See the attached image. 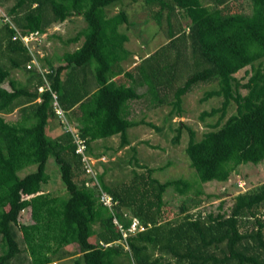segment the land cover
<instances>
[{"label":"trees","instance_id":"obj_1","mask_svg":"<svg viewBox=\"0 0 264 264\" xmlns=\"http://www.w3.org/2000/svg\"><path fill=\"white\" fill-rule=\"evenodd\" d=\"M8 1L0 0V8ZM126 1L14 0L2 8L0 57L7 56L11 67L0 62V264H17L15 259L23 263L22 251L28 254V264H52L66 256L69 246L76 255L73 264H120L121 258L129 264H264V182L236 194L229 208L220 201L216 211L193 215L182 205L184 214L177 220L165 219L163 199L170 186L185 195L196 183L197 196L203 183L227 181L240 164L264 160V0H250V13L232 11L230 0H211V7L201 0H145L158 5L154 14L158 22L165 15L168 39L134 70L122 66L133 52L124 47L128 36L120 30L122 23L133 21L123 8L108 12ZM175 12L186 18L184 26L177 23V30L172 24ZM73 15H81L87 24L68 42L83 40L58 64L46 57L42 63V57L19 38L45 33L51 24ZM91 62L93 87L82 95L70 93L69 76ZM11 69L24 70L32 86L13 78ZM242 69L250 73L244 83L236 76ZM119 76L129 80L119 81ZM207 83L216 86L202 99L216 96L222 102L201 113V118L219 115L200 139L187 128L185 151L198 175L195 183L184 178L161 182L152 176L153 168H145L114 185L98 174L96 184L94 178L82 176L81 155L71 133L47 134L51 122L61 124L54 110L56 100L67 118L75 119L71 124L85 139L87 152L98 157L91 148L94 140L119 135V147L130 144L128 128L139 122L129 118V101L149 94L159 104L171 94V114L180 115L183 95ZM232 102L236 111L225 118ZM15 107L21 117L6 120L4 115ZM180 134L179 127L174 141ZM51 158L68 196L41 189ZM30 165L35 171L20 177ZM101 191L116 201L111 208L100 200ZM27 208L32 222L19 224V214ZM133 218L143 229L124 237L118 224L126 230Z\"/></svg>","mask_w":264,"mask_h":264},{"label":"rangeland","instance_id":"obj_2","mask_svg":"<svg viewBox=\"0 0 264 264\" xmlns=\"http://www.w3.org/2000/svg\"><path fill=\"white\" fill-rule=\"evenodd\" d=\"M14 0H9L2 8L6 9ZM201 2L211 7V0H201ZM144 3V4H143ZM229 7L232 11L243 13H250L252 10L250 0H230ZM0 8V15L4 14L3 9ZM119 8H123L129 14V22L133 24L122 23L120 30H125L128 40L124 42V47L133 52L129 58L122 62L125 70H134V65L142 61L149 53H152L164 42L167 41V22L165 15H162L158 22L154 18V14L158 10V5L155 3L146 2L145 0H127L124 5L120 7H112L109 9V14H115ZM165 14V13H164ZM182 22L183 26L186 23V18L178 12L172 16V24L177 30V23ZM3 24L2 17H0V26ZM86 21L81 15H73L63 22L51 24L43 35L38 37L37 44L30 43L29 49L42 57V63H46L45 57L50 59L52 63L58 64L60 57L66 51H72L79 46L83 40L79 42H68L73 38L77 32L86 26ZM149 41L144 49L143 46ZM146 42V43H145ZM44 58V59H43ZM0 62L6 67L10 68V62L7 56L0 57ZM35 62V61H34ZM36 64L39 65L38 62ZM41 64V62H40ZM94 62L87 65L83 70L79 69L73 76H69L70 93L82 95L83 92L93 87L94 81ZM264 66V60L263 64ZM250 67H246V69ZM82 71V72H81ZM11 76L16 78L21 83H32L28 79L27 74L22 69H11ZM75 74V76H74ZM65 74H62L64 76ZM122 76V75H121ZM236 76L244 83L248 80L250 73H246L245 69L237 72ZM68 78V77H67ZM86 78V79H85ZM87 80L82 89V80ZM129 79L125 77H117L120 81ZM34 80V79H33ZM32 86V84L30 85ZM215 83L200 84L192 87L182 97L181 114H171L173 108V96L170 94L165 97L163 102L157 104L152 100L151 95L146 94L141 99L129 101L127 108L129 111V118L138 121L139 124L128 128L129 145L119 147L120 136L114 135L104 139H97L91 142L92 152L98 157L94 163L91 164V173H86L83 167L82 176L89 179L94 178L98 174H103L105 183L114 185L123 181H128L133 177L134 172H142L145 168H153L152 176L161 182L171 179L184 178L190 182L198 179L196 171L191 167L189 158L186 154L185 148L189 141V133L187 128L195 131L196 139H200L203 134L210 130V124H214L218 118L215 116H205L201 118L203 111H209L212 107L221 106L222 98L211 97L203 100L205 92L214 88ZM141 91H143L141 89ZM140 92V91H139ZM236 104L234 102L228 107L226 117L235 113ZM8 121H16L21 117V112L18 107H15L12 112L4 115ZM68 116V115H67ZM72 117V115H71ZM69 122H76L74 118H68ZM181 129L179 141H174V137L178 133V128ZM63 128L56 120L51 122L47 129V134L57 135L62 133ZM136 161L138 163H136ZM138 164H141L140 166ZM144 166V167H143ZM36 166L30 165L19 172L22 177L27 173L35 171ZM46 173L48 180L42 184L41 189L50 192L53 196H68L64 183L61 180L58 165L51 158L46 164ZM264 182V160L257 163H246L237 166L236 171L232 172L229 179L224 182L211 181L201 185L202 193L195 195L194 190L198 185L195 183L194 188L185 195H181L173 186L167 188L163 199L166 209V220H177L183 217L180 212V207L185 206L187 213L193 215L198 211L208 212L216 211L217 205L220 201H224L223 208H229L233 197L246 190H252L259 184ZM92 183L88 181L90 186ZM190 199L197 200L196 203L189 201ZM129 215L131 216L130 212ZM19 224H27L32 222L30 209H24L20 212L18 218ZM19 225L15 226L18 232ZM97 228V226H94ZM17 240L21 249L24 250L25 244L21 239L20 232L17 233ZM65 257L55 260L52 264H73L76 255H71L74 250L73 246L64 249ZM20 258H23V263L28 264V254L22 251ZM120 264H129L127 259L121 258Z\"/></svg>","mask_w":264,"mask_h":264},{"label":"built area","instance_id":"obj_3","mask_svg":"<svg viewBox=\"0 0 264 264\" xmlns=\"http://www.w3.org/2000/svg\"><path fill=\"white\" fill-rule=\"evenodd\" d=\"M43 34L44 33L40 34L38 32H31L30 34H27V35H24V36L23 35L22 36L19 35V38L23 41V43L26 45V47H28L30 45V43H35L36 41H38V37L40 35H43ZM36 44H37V42H36ZM32 62L36 63L37 60L33 59ZM41 90H42V88H41ZM53 96L56 97L55 95H53ZM54 110H55V112L57 114V118L59 119V122L61 123L63 131H67V132L71 133V136L73 138V142L76 145V152L81 155V161H82L83 169L85 170L86 173H88V174L91 173L92 172L91 171L92 170L91 169V167H92L91 164L94 163V160L96 161L100 157H95L93 155H90L87 152L85 139L82 138L78 134V131L73 127L71 122H69L65 111L59 106V104H58V102L56 100L54 101ZM94 182L96 184L98 183L97 180H96V177H94ZM100 200L102 201V203L104 205H106L107 207H110V208L116 203V201H114L112 199V197L109 194H107L106 192H104V191H101ZM115 223L118 224L117 220H115ZM118 227L122 231L124 237L129 232H134L137 229L138 230H142L143 229V227L141 226V224L139 223L137 218H133L132 219V222H131L130 226L126 230L123 229L120 224H118Z\"/></svg>","mask_w":264,"mask_h":264},{"label":"clouds","instance_id":"obj_4","mask_svg":"<svg viewBox=\"0 0 264 264\" xmlns=\"http://www.w3.org/2000/svg\"><path fill=\"white\" fill-rule=\"evenodd\" d=\"M69 120V119H68ZM96 157V156H95Z\"/></svg>","mask_w":264,"mask_h":264},{"label":"crops","instance_id":"obj_5","mask_svg":"<svg viewBox=\"0 0 264 264\" xmlns=\"http://www.w3.org/2000/svg\"><path fill=\"white\" fill-rule=\"evenodd\" d=\"M100 140V139H99Z\"/></svg>","mask_w":264,"mask_h":264}]
</instances>
